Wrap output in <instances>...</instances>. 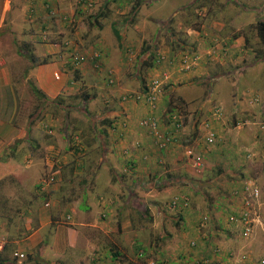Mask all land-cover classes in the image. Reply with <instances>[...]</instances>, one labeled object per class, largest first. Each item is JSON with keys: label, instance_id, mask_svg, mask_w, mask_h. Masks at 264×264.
I'll return each instance as SVG.
<instances>
[{"label": "crops", "instance_id": "1", "mask_svg": "<svg viewBox=\"0 0 264 264\" xmlns=\"http://www.w3.org/2000/svg\"><path fill=\"white\" fill-rule=\"evenodd\" d=\"M10 1H0V35L9 28L1 29L5 25L10 26L8 33L11 36L22 38L21 34L24 31L23 27L26 26L27 18L33 17L35 19L38 17L34 14L26 15L27 17L22 18L23 24L21 23L20 26L17 24L21 21L18 22L17 20L16 22V18H12L6 25L5 16L7 11L11 10ZM38 5L41 9V0L31 1L32 10ZM204 5L205 1H202L199 7ZM213 7H217L215 9L218 13L217 17L214 20L201 17L198 32L189 33L188 36L182 37L180 40L183 43L182 46H175L174 44L172 47L171 45H162L155 38L152 40L149 46H152L153 56L156 58L151 66L144 68V83L136 87L137 89L125 91L126 87L128 89L139 78L140 66L137 67L136 75L127 73L123 76L124 72L121 68L123 63H121L122 66H115L114 64L111 69L101 73L103 77L105 74L109 75L107 74L109 71L110 75L112 74L113 84L103 81L108 89L113 86L118 89L121 88L119 92L117 91L118 94L114 92L112 94L113 97L114 94L117 96L115 108L107 109L99 118L89 116L86 114L87 112H84L87 119L91 117L93 122L92 126L89 125L88 128L91 134L89 137L87 135L88 139L84 143L88 160L81 157L79 161L85 160L86 165L91 169L93 168L92 175L89 177L90 179L81 181L87 182L88 185L85 188L69 191L60 197L53 194L51 203L45 202L44 197L39 192L34 197L30 193L31 197H28V184L31 185V182L36 186L39 184L38 179H33V173L43 165L37 157L44 150L45 144L43 138L37 133L38 129L35 130L33 124L28 122V125L23 128L13 121L18 110V103L15 106V103L18 102V96L14 94L16 92L12 88L13 86H9L12 84L11 79L7 74L8 69L4 68L8 66L9 62L0 46V182L1 179H7L9 182L10 180L15 181L23 190L20 193L11 190L1 192L0 187V199H4L0 202V206L1 208L5 206L6 213L4 217L0 216V231H2V226H4L5 231L13 226L18 216L23 223L21 231L18 232L11 228L7 235H0V238L7 240L6 247L4 246L5 248L2 250H6L10 259H16V264H139L130 258L120 259L119 256L109 250L111 247L109 234L118 232L121 227L119 220L117 223L112 222L116 213L111 207L110 199L120 201V196L118 193L110 194V190L117 185L113 179H104L99 176V172L101 169L110 170L114 167L122 173L118 174L114 169L118 179H139L138 184L142 186H139L141 187V190H138L139 195L144 198L147 196L151 200L138 197L139 202L136 203L142 204L146 212L150 207L158 210L161 208L163 195L166 194L162 190L168 189V184L172 183V180H168L171 178L168 177H175V171L179 170L177 167L179 166V159L177 158L187 159L188 166L193 167L184 150L187 147H195L181 142L183 136L187 134L182 129L176 133V140L173 144H169L166 149H160L153 135L140 125V119L149 116L151 112L145 102V87L142 88L141 86L148 85L153 79H159L162 83L161 90L158 92V109L155 112L157 117L160 116L161 105L166 103L167 98L170 101L168 93L175 91L182 103L192 102L191 98L199 97L197 100L201 101L200 111L209 102L207 101L208 93L213 95L214 106L206 110L203 115L200 114L199 110L193 114L195 117L192 118L186 129L187 132L190 131L191 133L186 135L185 139L191 138L192 142L196 144V148L193 150L196 153H203L200 154L203 156L204 165L200 168L193 167L197 172V177L203 178L207 172L214 175L211 179L197 178L189 179L190 181L187 183L184 182L181 195L187 197L190 204L188 207L182 208V214L190 211L197 215L211 217L210 235L221 237L218 241L220 245L216 246L218 247L217 251L220 252H212L213 254L209 257L212 259L210 264L257 263V258L261 257L260 253L251 258L241 259L239 254L242 253V247L236 243L239 227L229 222L228 217L238 211L240 203L239 198L234 196L232 192L234 189L240 188L245 182H250L259 188L258 206L260 211L263 205L264 149H262V141H260L261 136H257L259 132H255L256 130L253 129L250 122L255 118L257 119L258 114V117L264 118V32L261 30L262 25L264 26V0H220L217 6L214 5ZM231 7L232 15L229 18L223 17L224 13ZM247 16L253 18L251 24L248 23ZM255 20L260 21L256 22ZM205 21L209 26L205 25ZM212 23L217 26L219 31H207V29L210 30V26H214ZM44 25L45 21L39 24L38 32L33 34L31 41L38 38L44 44L46 43L44 36L47 38V31L43 27ZM98 28H101V24L97 30ZM222 28L227 30H221ZM122 30L124 29L120 28V35ZM230 30L234 31L229 33ZM26 36L28 35L26 34ZM29 38H31L30 34ZM124 39L125 37L121 35L120 40ZM38 40L36 41L38 42ZM142 43L144 44V39ZM48 46L53 48L51 45ZM31 48L33 49L32 45ZM28 49H30V44L24 43V49L20 53L23 54L22 52L25 51V55L32 54L34 56L35 64L30 71L35 86L51 102L56 98L61 99L65 86L63 87L62 81L53 77V73L57 70L54 69L56 67L55 62L44 63L37 57L40 50L33 49L34 53ZM108 50L110 49L108 48ZM150 52L151 50H148L142 55ZM109 53L112 54L113 52ZM185 54H197L199 59L194 62L189 56L191 65L184 67L182 59ZM158 57H161L160 62L157 61ZM123 59L126 58L123 57ZM109 62L111 63V61ZM85 64L84 67L82 64L79 69L83 75L87 76L89 68ZM164 74L168 75V78H164ZM124 79L125 82H123ZM109 95L110 93L105 94V101L107 102L112 99ZM94 96V94H85L81 96V100L87 104ZM217 108L221 111L220 115L215 112ZM177 110L181 113L179 109ZM5 113L11 115L9 120L5 117ZM97 118L101 121L97 122ZM32 119L31 123H33ZM182 119L184 122V118ZM52 125L55 126L53 123ZM165 125L166 121L163 123V128L166 127ZM101 126L102 128L96 129V127ZM59 130L62 132L59 134L63 136L64 131ZM33 131H35L34 137ZM48 132L51 133L50 130ZM57 134L58 131L53 138ZM211 134L214 137V142L206 144V137ZM197 135L200 136L199 139H197ZM98 137L100 138L98 139ZM58 139L57 137V140H51L58 143ZM97 140L100 143L99 147ZM47 145L52 146L53 144ZM185 146L187 147L183 150ZM96 152L99 154L98 158ZM120 152L122 153L120 159L118 155H113V153ZM258 154L261 155L260 158H258ZM115 156L118 158L117 162H115ZM253 156H257L260 162L255 163ZM56 161L61 162L58 158ZM163 161L172 162V165H169V170L172 173L161 174L160 169L164 166L168 167V163H163ZM172 167H176L175 170ZM184 179L186 178H183L182 181ZM147 180L149 182L145 183ZM69 181L72 182V179ZM10 184L12 183L10 182ZM12 186L14 185L12 184ZM134 188V184H132L130 187L132 196H136L133 192ZM144 188H148L149 190L146 192L149 193L144 192ZM153 192V196L148 195ZM32 198L38 201L37 207H32ZM28 199L31 201H25ZM139 204L138 208L142 210L143 208ZM126 211L122 207L117 213V215L121 214L123 221H126L127 218ZM171 235L172 233L166 232L165 238L171 237ZM45 239L48 242L45 247L41 248ZM13 245V249L9 250V246ZM13 251L22 252L26 261L23 258H15L12 254ZM250 251L252 252L253 249ZM190 258H193L191 264H205L200 262L199 258L196 259L195 256H189L185 259L176 258L173 255L164 257L168 263L163 260L157 262L161 264H186L185 262Z\"/></svg>", "mask_w": 264, "mask_h": 264}, {"label": "rangeland", "instance_id": "2", "mask_svg": "<svg viewBox=\"0 0 264 264\" xmlns=\"http://www.w3.org/2000/svg\"><path fill=\"white\" fill-rule=\"evenodd\" d=\"M31 1L32 0L10 1L11 10L7 11L5 16L6 25L9 24V21L12 18H16V22L17 20L18 22L21 21L17 24L19 26L21 23L23 24L22 18L26 15L34 14L38 18H27V21H25L26 26L23 27L24 31H22L21 34L22 38H14L11 36L8 33L10 26L3 25L1 29H6L5 27L9 28L5 33L0 35V46L1 51L7 56L9 62L8 66L4 67L8 69L7 74H9V78L11 79L12 84H9V86H13L12 88L16 92L14 94L18 96V102L15 103V106L18 103V110L13 121L15 124H19V126L23 128L28 125V122L29 124H33L34 129H38L37 133L43 138L42 140L45 144L44 150L37 157L43 165L37 168L35 170L36 172L33 171L35 173H33V179H38L40 182L46 179L49 180L50 177L54 178L53 182L51 181L47 186H43L46 193L41 192V188L38 189V186L32 182L31 185L29 183L27 189L28 197H31L30 193H32L34 197V195L39 192L44 197L45 202L49 201L51 203V198L54 197L53 194L60 197L69 191L85 188L88 185L87 182L81 181L84 179H90L89 177L92 175L93 168L91 169L86 165L85 160H88L86 158L88 153L84 149V143H86L91 134V132L88 131V128L89 125L92 126L93 120L91 117L87 119L84 112H87L86 114L89 116H97L99 118L107 109L115 108L117 105V96L114 94L113 97L112 94L113 92L118 94L121 88L118 89L113 86L108 89L105 84H103V81H106L107 75L105 74L103 77L101 73L107 69H111L114 64L115 66H122L121 63H123V66L121 67L124 72L123 76L127 73L136 75L135 72L139 66L138 63L142 58L140 55L147 52L145 49L151 44L154 38L160 41L159 43L162 45H169L170 32L162 30L158 33L157 31L160 20L165 21L176 12L174 13L173 22L170 25V28L175 33L176 38L182 39V37L188 36L189 33L198 32L202 20L201 17H206L209 20H214V18L217 17L218 13L215 10L217 7L213 6H217L220 0L195 1L188 9H183V6L192 2V0H87L86 2L83 0H41V9L39 8V4L38 7L35 6L33 10ZM138 1H143V4L141 5L137 16L131 20L130 11ZM202 1H205V5L199 7ZM46 3H48V5ZM49 9H53L55 14L50 15L48 13ZM234 9L236 11V8ZM34 10H36V14L34 13ZM231 15L232 7L224 13L223 17L229 18ZM247 18L248 23L251 24L253 18H250V16H247ZM42 19L45 21L43 27H45V30L47 31L45 44L38 40V38L36 39L38 42L36 40L31 41L33 34L38 32L37 27H39V24H42ZM129 19L130 21H128ZM255 21L257 22L260 20ZM99 24H101V28H98L97 30ZM112 24L119 30L120 28L124 29L120 31V33H122L121 35L125 37L124 40L121 41L117 39L113 32V27L111 28ZM205 25L209 26L206 21ZM221 30L227 29L222 28ZM207 31L215 32L219 30L214 24V26H210V30L207 29ZM233 31L234 30H230L229 33ZM98 33L99 36H97ZM26 34L28 36H26ZM29 34L31 38H29ZM143 39L144 44L142 43ZM53 42H57L59 46H53ZM60 42L63 44L62 46ZM24 43L30 44V49H28L30 52L35 53L34 50H40V54H38L37 57L44 63L55 62L56 67L54 69H57L56 71H60L61 73V79L58 81L63 82L65 91L62 92L63 95L61 96V99L56 98L54 100V104L52 102L43 101L42 98L37 97L32 91V86H35V84L30 70L33 68L35 60H30L26 55L20 53V50L22 51L24 49ZM174 44L176 46V43ZM31 45L34 50L31 48ZM48 45L53 46V48ZM108 48L110 50H108ZM71 51H77L78 53L87 56L86 61L82 63L83 65L81 64L83 67L84 63H86L85 66H88L89 73L87 76L81 73V70L79 69L81 65L77 68H71L67 65L68 55ZM109 52L113 53L110 54ZM93 53H98L100 55V59L98 58L97 60L101 63V66H94V61L91 60ZM123 57L126 59H123ZM108 60L111 61V63ZM144 68L145 67L142 66L139 67V69H141V72H139L138 75L139 78H137V81H134V84H131L128 89L126 87L125 91L135 90L136 87L142 85L141 79L143 77ZM107 74H110V71L107 72ZM123 82H125V79ZM106 93H110L109 97L112 98L108 102L105 101ZM85 94H94L95 96L89 101V103L85 104L83 110L82 104H84V102L81 100V96H84ZM203 94L205 93L203 92ZM167 95L170 97V101L167 98L166 103L162 104L161 109L159 110L161 121L164 123L168 113L179 109L182 118H184L182 129L187 133L183 136L181 142L190 146H195L192 148L195 149L196 144L192 142L191 138L185 139V136L190 135L191 133L190 131L187 132L186 129L188 128V124L192 121V118L195 117L193 114L199 110L201 102L197 100L199 97L191 98L190 100L192 102L182 103L181 100L178 99L175 91L168 93ZM207 96V101L209 102L205 105L206 107L204 109L201 111L199 110L202 115L215 104L213 95L208 93ZM257 109L259 111V107ZM35 114H37V116H35ZM10 116L9 113H5V117L8 120ZM258 116L259 114L257 115V119H253L250 124H252L253 129L256 130V133L257 131L259 132L257 136H261L260 141H262V149H264V135H262L264 132L260 128V124H264V122H262L264 121V118ZM31 118H33V123L30 122ZM98 118L97 122H100ZM52 123L55 126H53ZM98 128H102V126L96 127V129ZM59 129L64 131L63 136L59 134L62 133ZM48 130H50L51 133H49ZM57 131V136L53 138ZM32 135L33 137L35 136V131H33ZM57 137L59 138L58 143L51 140H57ZM197 137V139L200 138L199 135H197ZM99 138L100 137H98V139ZM48 141L53 143H49ZM47 144L53 145L50 146ZM97 145L98 147L100 146L98 140ZM186 147L187 146L183 147V150ZM113 155H118L120 159L122 153H113ZM178 155L180 154L178 153ZM98 156L99 154L96 152V157L98 158ZM56 157L61 161L60 163L56 161ZM81 157H85V160L79 161V158ZM260 157L261 155L258 154V158ZM114 159L116 160L115 162H117V156H115ZM177 159H179V166H176L179 170L174 173L175 177H177H168L171 178L168 180H172V183L168 184V189L162 190L166 194L163 195V201L160 205L161 208L156 210L153 207H150L147 212L144 210L142 204L136 203L139 202V200H137L138 197L144 200H151L147 198V196L144 198L139 195L138 190H141L140 188L142 187L141 184H138L139 179H118L116 174L122 173L119 169L114 167L110 168V170H100L99 176L104 179H113L117 185H114L115 188L113 187L110 190V194L118 193L120 196V201L111 198L110 204L116 213L112 222L117 223L119 220L121 227L118 232H112L109 234L111 237V247L109 250L115 253L116 256H119L120 259L130 258L134 260L133 262L136 260L139 264H145L148 260L155 262L159 260L165 261L166 259H164V257L167 258V255H173L176 258L181 257L185 259L189 256H195L197 257L196 259H201L211 257L210 255L213 254V250L218 248L216 247L218 244L220 245L218 241H220L221 236L210 235V229L212 228L210 216H207L205 223L201 224L200 219L203 215H197L195 212L191 213L188 210L189 213L183 215L182 209L170 208V200L175 196L181 195V188L185 185L184 182L187 183L190 181L189 179L193 180L197 178L211 179L214 175L207 172L204 174L203 178H199L193 167L188 166L187 159H183V157ZM253 160L255 163L260 162L257 159V156H253ZM50 162L54 163L48 164ZM163 163H168V167H162L160 169L161 174L165 175L167 172L170 173L169 165L171 166L172 162L163 161ZM175 168L176 167H172L173 170H175ZM101 177L100 179H102ZM181 178L186 179L182 181ZM69 179H72V182H70ZM10 182L14 186H12ZM10 182L7 179H1V192L11 190L15 193H20L23 191L21 186H19V183H15V181L13 182L11 180ZM147 182H149V180L145 181V183ZM132 184H134L135 188L133 189V192L136 196H132L130 193V187ZM37 185H40V183ZM77 186L79 187L78 189ZM147 190L149 189L144 188L143 191L146 192ZM154 192L148 195L153 196ZM47 194L49 198H46ZM130 196L132 197L129 198ZM2 200L4 199L1 198L0 202ZM25 201L31 200L28 199ZM32 202V207H37L36 204L38 201L32 198ZM262 202L263 205L261 211L259 207L260 221L255 223L252 234L248 237L236 236V243H239V246L242 247V253L239 254L240 256L245 255L246 258H251L257 253H260L259 255L261 257L264 256V197ZM55 203L57 205V201ZM138 204L143 208L142 210L138 208ZM122 207L127 210L125 212L127 214L126 221H123L121 214L117 215ZM4 215H6L5 210H2L0 206V216L4 217ZM22 226L23 223L18 216L14 221L13 226L6 231L4 226H2L0 235H7L11 228L19 232L21 231L20 229H22ZM166 232L172 233L171 237L165 238ZM216 237H218V239H216ZM191 241H196L194 247H192L190 243ZM203 242L206 243L204 244ZM13 247L14 245L9 246V250H12ZM252 249L253 251L251 252L250 250ZM261 257H258L257 259L259 260ZM23 259L26 261V258ZM117 260L118 257L115 261L117 262ZM192 260L193 258H190V260H187L185 263L191 264ZM165 262L168 263L167 261Z\"/></svg>", "mask_w": 264, "mask_h": 264}, {"label": "built area", "instance_id": "3", "mask_svg": "<svg viewBox=\"0 0 264 264\" xmlns=\"http://www.w3.org/2000/svg\"><path fill=\"white\" fill-rule=\"evenodd\" d=\"M48 5V3H47ZM48 13L50 15H54L55 11L53 9H49ZM46 39V36H44ZM53 46H59L58 43H54ZM62 46V45H61ZM98 53H93L92 60L94 61V66L99 67L101 66V63L98 62L99 58ZM192 57V60L194 62L198 61L199 56L197 54L194 55H187L185 54L182 62L184 67H188L191 64L189 63L188 57ZM159 60H161V57H158ZM87 59V56L84 54H80L77 51H71L68 55V63L67 65H70L72 68L79 67L83 62H85ZM61 76L60 71H55L53 73V77L56 80H59ZM164 78H168V75L164 74ZM114 82L113 77L108 80L109 84H112ZM161 81L159 79H153L151 82L147 85L146 91H145V102L148 106V109L151 110L149 116H145L142 119H140L139 123L140 125L145 128L150 134L153 135L155 138V142L157 143L158 147L160 149H166L169 144H173V142L176 140V136L178 132H180L183 128V119L181 117V113H179L178 110H173L172 112L168 113L166 115V127L163 128V122L161 121L160 117H157L155 112L158 109V92L161 90ZM215 112L220 115L221 111L220 109H216ZM260 128L264 132V124H260ZM213 135H208L206 137V144H211L214 141ZM185 154L190 159V163L195 168H200L203 165V156L200 153H196L192 148H186ZM54 178L50 177L49 180H42V186H47L51 181L53 182ZM233 195L237 196L239 198V209L235 213H232L229 215L228 220L231 223L236 224L239 227V236L241 237H248L252 234L254 230L255 223H258L260 221L259 217V198H260V190L255 185H252L249 183H244L240 188L233 190ZM169 206L172 209H182L189 206V199L185 196H175L173 197L170 202ZM207 220V216H203L201 219V224H204ZM5 240L0 238V251L5 246ZM191 245L195 246L196 242L191 241ZM218 248H215L213 250L214 253H216ZM15 256L22 258L24 256L23 253L15 252ZM241 259H247L245 255L241 256ZM212 261L211 258H203L200 259V262L205 264H210ZM148 264H161L152 260H148ZM256 264H264V256L261 257L259 260H257Z\"/></svg>", "mask_w": 264, "mask_h": 264}, {"label": "trees", "instance_id": "4", "mask_svg": "<svg viewBox=\"0 0 264 264\" xmlns=\"http://www.w3.org/2000/svg\"><path fill=\"white\" fill-rule=\"evenodd\" d=\"M84 2H86V0H83ZM195 1H199V0H192V2H189V3H187L186 5H184L183 6V9H188L191 5H193L194 4V2ZM141 5H142V1H138L133 7H132V9H131V11H130V19L132 20L133 18H135L136 16H137V14H138V12H139V9H140V7H141ZM174 13H176V12H174ZM174 13L167 19V20H165V21H161L160 20V24H159V26L157 27V31H158V33L159 32H161L162 30H167V31H169L170 33H169V36H170V40H169V45H171L172 47H174L173 45H174V43H176V45L177 46H182L183 45V43L180 41L181 39H178V38H176V35H175V33L172 31V29L170 28V25L172 24V22H173V16H174ZM130 19L128 20V21H130ZM155 21V20H154ZM261 24V23H260ZM112 27H113V32H114V34H115V36L117 37V39L118 40H120L121 39V35L119 34V31H118V29H117V27H115L114 25H112ZM261 30H262V32H264V26L262 25V27H261ZM156 38H157V35H156ZM55 43V42H54ZM57 43V42H56ZM60 44L61 45H63L61 42H60ZM152 46H147L146 47V51H148V50H151V52L150 53H148V54H146V55H142L141 57V59H140V61H139V63H138V65L139 66H142V67H147V66H151L152 65V63H153V61L155 60V58H154V56H153V51H152V49L153 48H151ZM21 51V50H20ZM23 53V55H25L26 53H25V51L24 52H22ZM146 52H144L143 54H145ZM30 60H33L34 61V56L31 54H29V55H26ZM100 59V58H99ZM159 58H157V60H158ZM159 62H160V60H159ZM68 66H70V65H68ZM71 67V66H70ZM96 67V66H95ZM72 68V67H71ZM107 78H106V81H107V83H108V80L111 78V75L109 74V75H107L106 76ZM141 81H142V84L144 83V78L142 77V79H141ZM114 83V82H113ZM112 83V84H113ZM109 84V83H108ZM142 88H144L145 87V89H144V91H146V88H147V85L145 86H141ZM32 91H33V93L35 94V95H37V97H39V98H42L43 99V101H47V102H51V100L37 87V86H32ZM52 102H54V100L52 101ZM54 104V103H53ZM82 107H83V110H84V108H85V104H82ZM86 111V110H85ZM93 120V119H92ZM32 121H33V119H32ZM101 121V120H100ZM102 122L103 123H105L106 124V122L105 121H103L102 120ZM40 183V185H38V189L39 188H41V192H45L46 193V191H45V189H44V187L42 186V181H40L39 182ZM44 189V190H43ZM48 197V194L46 195V198ZM186 208V207H185ZM5 209V206H3L2 207V210H4ZM201 219H202V217H201ZM201 219H200V222H201ZM229 221V220H228ZM2 239H4V238H2ZM5 240V239H4ZM5 242H6V244H7V240H5ZM48 241H47V239H45V240H43V243L41 244V248H43V247H45V245H46V243H47ZM196 242V241H195ZM196 245V244H195ZM5 247H6V245H5ZM4 247V248H5ZM192 247H194V245L192 246ZM3 251V250H2ZM0 252V264H16V261L14 260V259H10L9 257H8V255H7V253H6V250L5 251H3V252ZM16 252H19V251H16ZM15 253V252H14ZM14 253H13V256L15 257V258H17V259H19V257H17V256H15L14 255ZM20 253H22V252H20ZM22 258H24V256L22 257ZM22 258H20V259H22Z\"/></svg>", "mask_w": 264, "mask_h": 264}]
</instances>
